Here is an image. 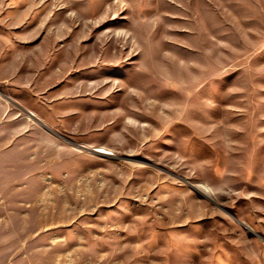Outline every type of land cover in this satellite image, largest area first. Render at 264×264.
<instances>
[{
	"label": "rangeland",
	"instance_id": "obj_1",
	"mask_svg": "<svg viewBox=\"0 0 264 264\" xmlns=\"http://www.w3.org/2000/svg\"><path fill=\"white\" fill-rule=\"evenodd\" d=\"M0 264H264V0H0Z\"/></svg>",
	"mask_w": 264,
	"mask_h": 264
}]
</instances>
